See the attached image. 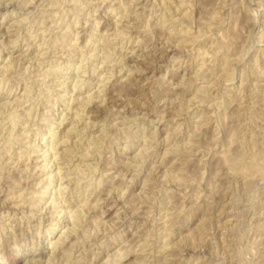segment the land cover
I'll use <instances>...</instances> for the list:
<instances>
[{"label":"rangeland","instance_id":"rangeland-1","mask_svg":"<svg viewBox=\"0 0 264 264\" xmlns=\"http://www.w3.org/2000/svg\"><path fill=\"white\" fill-rule=\"evenodd\" d=\"M71 1L0 0V222L11 225L0 226V254L5 256L0 264H28L35 254L42 264H264V0ZM105 50L114 55L103 63ZM74 84L80 90L74 92ZM6 99L10 106H4ZM81 103L78 120L62 117ZM70 121L76 130L66 135ZM13 125L18 137L9 136ZM82 127L85 142L95 134L101 141L97 145L102 150L91 160L98 166L93 177L100 183L92 177V184L82 188L90 198L85 208L91 210L84 227L75 235L63 223L50 233L55 228L51 208L27 207L32 192L42 195L40 180L56 168L40 169L45 165L41 153L55 137L83 141L78 139ZM36 135L39 145L34 148L43 149L32 153L30 170L23 171L15 163L18 147L34 145ZM8 139L15 144L6 153H13L14 165L3 153ZM87 174L80 175L81 182L90 180ZM54 183L52 190L57 189ZM12 190L25 191L26 204L18 206L24 201L17 203L14 197L4 205ZM66 193L64 201L77 207L71 190ZM51 195L38 198L41 205H48ZM90 201L96 202L94 211ZM231 224L242 226L237 247ZM13 230H18L19 245ZM62 232L64 242L51 246Z\"/></svg>","mask_w":264,"mask_h":264},{"label":"bare ground","instance_id":"bare-ground-1","mask_svg":"<svg viewBox=\"0 0 264 264\" xmlns=\"http://www.w3.org/2000/svg\"><path fill=\"white\" fill-rule=\"evenodd\" d=\"M73 1V0H72ZM71 1V2H72ZM100 1V0H99ZM34 2V1H33ZM81 2V1H80ZM79 2V3H80ZM130 2V1H129ZM163 2V1H162ZM28 3V2H27ZM165 3V2H164ZM242 3V2H241ZM240 4V3H239ZM128 5H130V4H128ZM164 5V4H163ZM169 5V4H168ZM184 5H186V4H184ZM195 6V5H194ZM27 7V6H26ZM208 7V6H207ZM152 8V7H151ZM150 9V8H149ZM125 10V9H124ZM133 10V9H132ZM39 11V10H38ZM65 11V10H64ZM208 11V10H207ZM219 12V11H218ZM26 13V12H25ZM262 13V12H261ZM135 14V13H134ZM166 14V13H165ZM167 14L169 15V13L167 12ZM246 14H247V12H246ZM260 14V13H259ZM78 15H79V13H78ZM213 15H215V14H213ZM162 16H163V14H162ZM170 16V15H169ZM104 17V16H103ZM164 17V16H163ZM248 17V16H247ZM44 18V17H43ZM167 17H165V19H166ZM19 19H21V18H19ZM25 19V18H24ZM171 19V18H170ZM255 19V18H254ZM28 20V19H27ZM38 20V19H37ZM164 19H162V21H163ZM178 20V19H177ZM166 21V20H165ZM164 21V22H165ZM205 21V20H204ZM16 22V21H15ZM18 22V21H17ZM160 22H161V20H160ZM19 23H21V21L19 22ZM173 23V22H172ZM165 24V23H164ZM202 24V23H201ZM57 25V24H56ZM162 25V24H161ZM23 26V25H22ZM98 27V26H97ZM146 27V26H145ZM76 28V27H75ZM124 28V27H123ZM170 28V27H169ZM184 28V27H183ZM206 28V27H205ZM178 29V28H177ZM206 29H208V28H206ZM55 30V29H54ZM77 30V29H76ZM170 30V29H169ZM176 30V29H175ZM178 30H180V29H178ZM185 29H182L181 31H182V33H185L186 31L188 32L189 30H186V31H184ZM218 30V29H217ZM118 31V30H117ZM226 31V30H225ZM175 32V31H174ZM186 32V33H187ZM202 32H204V31H202ZM45 33V32H44ZM119 33V32H118ZM169 33H171V31H169ZM168 33V34H169ZM185 33V34H186ZM201 33V32H200ZM120 34H121V32H120ZM173 35H175V34H177L176 32L175 33H172ZM181 34V33H180ZM184 34V35H185ZM205 34V33H204ZM65 35H67V34H65ZM183 35V36H184ZM206 35V34H205ZM106 36V35H105ZM168 36V35H167ZM182 36V35H181ZM182 36V37H183ZM203 36V35H202ZM95 37V36H94ZM100 37V36H99ZM178 37V36H177ZM187 37V36H186ZM195 37V36H194ZM193 37V38H194ZM206 37V36H205ZM114 38V37H113ZM185 37H183V38H181V39H184ZM197 38H199V37H196V39ZM116 39V38H115ZM189 39V38H188ZM56 40V39H55ZM131 40V39H130ZM28 41V40H27ZM107 41V40H106ZM199 41V40H198ZM201 41V40H200ZM34 42V41H33ZM40 42V41H39ZM43 42V41H42ZM49 42V41H48ZM96 42V41H95ZM104 42V41H103ZM110 42V41H109ZM182 42V41H181ZM193 42V41H192ZM15 43V42H14ZM97 43V42H96ZM95 43V44H96ZM112 42H110L109 43V45H112L111 44ZM226 43V42H225ZM13 44V43H12ZM12 44H10V45H12ZM101 44V43H100ZM108 44V43H107ZM16 45V44H15ZM85 45H87V44H85ZM90 45H91V43H90ZM108 45V46H109ZM43 46V45H42ZM41 46V47H42ZM38 47H39V45H38ZM40 47V49H42ZM90 47V46H89ZM99 47V46H98ZM198 47V46H197ZM201 47V46H200ZM216 47V46H215ZM220 47V46H219ZM105 48V47H104ZM108 49H110V48H108ZM107 49V50H108ZM211 49V48H210ZM45 50V49H44ZM77 50V49H76ZM93 51V50H92ZM95 51V50H94ZM116 51V50H115ZM198 51V50H197ZM216 51V50H215ZM88 52V51H87ZM105 52H106V50H105ZM105 52H104V54H105ZM222 52V51H221ZM224 52V51H223ZM80 53V52H79ZM81 53H82V51H81ZM92 53V52H91ZM116 53V52H115ZM198 53H200V52H198ZM104 54H103V56H104ZM110 54H111V51H110ZM109 53H107L106 52V55H105V61L103 60V63L104 62H106L108 59H110V58H112L113 59V56L112 55H114V53L112 54V55H110ZM222 54V53H221ZM226 54V53H225ZM229 54V53H228ZM87 55V54H86ZM96 55V54H95ZM99 55V54H98ZM200 55V54H199ZM205 55V54H204ZM245 55V54H244ZM9 56V55H8ZM88 56H91V54L89 55L88 54ZM94 56V55H93ZM112 56V57H111ZM116 56V55H115ZM203 56V55H202ZM240 56V55H239ZM11 57V56H10ZM84 57V56H83ZM228 57V56H227ZM244 57V56H243ZM12 58V57H11ZM90 58V57H89ZM178 58V57H177ZM214 58V57H213ZM223 58V57H222ZM15 59V58H14ZM97 59V58H96ZM104 59V58H103ZM245 59V58H244ZM81 60V59H80ZM111 60V59H110ZM120 60V59H119ZM180 60V59H179ZM220 60V59H219ZM254 60V59H253ZM9 61H11V60H9ZM14 61V60H13ZM18 61V60H17ZM205 61V60H204ZM222 61V60H221ZM7 62V61H6ZM22 62V61H21ZM53 62V61H52ZM108 62H110V61H108ZM116 62V61H115ZM208 62V61H207ZM210 62V61H209ZM208 62V63H209ZM226 62V61H225ZM9 63V62H8ZM12 63H14V62H12ZM11 63V64H12ZM16 63V62H15ZM38 64V63H37ZM110 64V63H109ZM113 64V63H112ZM111 64V65H112ZM255 64V63H254ZM4 65H5V63H4ZM95 65V64H94ZM222 65V64H221ZM7 66V65H6ZM42 66V65H41ZM65 66V65H64ZM106 66V65H105ZM32 67V66H31ZM40 67V66H39ZM12 68V67H11ZM14 68V67H13ZM12 68V69H13ZM51 68V67H50ZM57 68V67H56ZM199 68V67H198ZM256 68V67H255ZM8 69V68H7ZM10 69V68H9ZM46 69V68H45ZM58 69V68H57ZM200 69V68H199ZM204 69V68H203ZM220 69V68H219ZM231 69V68H230ZM250 70V69H249ZM77 71H79V70H77ZM86 71V70H85ZM93 71V70H92ZM205 71V70H204ZM219 71H221V70H219ZM259 71V70H258ZM24 72V71H23ZM70 72H72V71H70ZM256 72V71H255ZM51 73V72H50ZM106 73V72H105ZM257 73V72H256ZM2 74V73H1ZM71 74V73H70ZM68 75H69V72H68ZM182 75V74H181ZM215 75V74H214ZM235 75V74H234ZM259 75V74H258ZM66 76V75H65ZM7 77V76H6ZM28 77V76H27ZM62 78V77H61ZM181 79V78H180ZM108 80V79H107ZM41 81V80H40ZM241 81V80H240ZM51 82V81H50ZM54 82V81H53ZM75 82V81H74ZM76 82H78V81H76ZM75 82V83H76ZM87 82V81H86ZM211 82H213V81H211ZM255 82V81H254ZM181 83V82H180ZM38 84V83H37ZM186 84V83H185ZM191 85V84H190ZM209 85V84H208ZM78 85L77 84H74V86H73V91L74 92H76V91H78V90H80V88H78L77 87ZM206 86V85H205ZM199 87V86H198ZM28 88V87H27ZM26 88V89H27ZM28 89H30V88H28ZM50 90V89H49ZM26 91H28V90H26ZM25 91V92H26ZM47 91V90H46ZM72 91V92H73ZM227 91V90H226ZM21 92V91H20ZM32 92V91H31ZM38 92V91H37ZM49 92V91H48ZM203 93V92H202ZM41 94V93H40ZM80 94V93H79ZM244 94V93H243ZM251 94V93H250ZM8 95V94H7ZM67 95V94H66ZM72 95H75V93H73ZM71 95V96H72ZM30 96V95H29ZM77 96V95H76ZM63 97V96H62ZM78 97H79V95H78ZM206 97V96H205ZM210 97V96H209ZM229 97V96H228ZM24 98V97H23ZM22 98V99H23ZM88 98V97H87ZM90 98V97H89ZM234 98V97H233ZM20 99V98H19ZM75 99V98H74ZM103 99V98H102ZM209 98H207V100H208ZM72 101H73V98L71 99ZM85 101H86V99H84ZM207 100L206 101H203V102H207ZM230 100V99H229ZM235 100V99H234ZM22 101V100H21ZM80 101V100H79ZM231 101V100H230ZM25 102V101H24ZM88 102V101H87ZM90 102V101H89ZM232 102V101H231ZM230 102V103H231ZM11 103V101H10V99H6V101L4 102V106H10L9 104ZM15 103V102H14ZM13 103V104H14ZM70 103V102H69ZM225 103V102H224ZM33 104H35V103H33ZM71 104V103H70ZM69 104V105H70ZM83 105V103H81L80 105H78V107H77V109L74 111L73 110V112H70V114L69 113H65V114H63L62 115V117L65 119V118H67V117H71V118H73L74 119V122H75V120L81 115V113H80V111H79V106H82ZM214 105H215V103H214ZM17 106H18V104H17ZM208 106V105H207ZM180 107V106H179ZM217 107V106H216ZM8 108V107H7ZM21 108V107H20ZM71 108V107H70ZM85 108H86V106H85ZM190 108V107H189ZM255 108V107H254ZM5 109V108H4ZM18 109V108H17ZM73 109V108H72ZM84 109V108H83ZM1 110V109H0ZM13 110L14 109H11L10 111H12L13 112ZM16 110V109H15ZM22 110V109H21ZM29 110V109H28ZM69 110H71V109H69ZM4 111H6V110H4ZM16 111H18V110H16ZM1 112H3L2 110H1ZM9 112V111H8ZM19 112V111H18ZM30 112H31V110H30ZM44 112V111H43ZM6 113H7V111H6ZM17 113V112H16ZM83 113V112H82ZM240 113V112H239ZM0 114H2V113H0ZM5 114V113H4ZM12 114V113H11ZM28 114H29V112H28ZM27 114V115H28ZM32 114V113H31ZM242 114V113H241ZM255 114V113H254ZM16 115V114H15ZM18 115V114H17ZM16 115V116H17ZM236 115V114H235ZM250 115V114H249ZM8 116V115H7ZM19 116H20V114H19ZM87 116V115H86ZM219 116V115H218ZM252 116H254L253 114H252ZM251 116V117H252ZM10 117H11V115H10ZM10 117H9V119H10ZM13 117H14V115H13ZM28 117V116H27ZM49 117V116H48ZM249 117V116H248ZM15 118V117H14ZM12 119V120H15V119ZM126 118V117H125ZM128 118V117H127ZM241 118V117H240ZM253 118V117H252ZM255 118V117H254ZM34 119V118H33ZM88 119V118H87ZM257 119H259V118H257ZM17 120V119H16ZM28 120V119H27ZM26 120V121H27ZM53 120V119H52ZM78 120V119H77ZM92 120V119H91ZM243 120V119H242ZM241 120V121H242ZM245 120V119H244ZM254 120V119H253ZM62 121H63V119H62ZM61 121V122H62ZM71 121H73V120H71ZM70 121V123H72ZM125 121V120H124ZM127 121V120H126ZM129 121V120H128ZM132 121V120H131ZM206 121V120H205ZM12 122V121H11ZM22 122V121H21ZM72 123V125L70 126V127H68V129L67 130H65L66 131V135H69V133L71 134L72 133V130H76V128H75V126H73L75 123ZM79 122V121H78ZM85 123H86V121H84ZM239 122V121H238ZM17 123V122H16ZM15 123V124H16ZM69 123V122H68ZM88 123V122H87ZM240 123V122H239ZM238 123V124H239ZM253 123V122H252ZM254 123H256V121L254 122ZM13 124H14V122H13ZM89 124L90 123H88L87 125H86V127H88L89 126ZM95 124V123H94ZM205 124V123H204ZM238 124H237V126H238ZM91 125H93L92 123H91ZM114 125V124H113ZM126 125V124H125ZM240 125V124H239ZM248 125V124H247ZM14 126V125H13ZM12 126V129H11V131H10V129H9V131L11 132L10 134H9V136H12V137H14V136H19V134H21L20 132H19V134H14V130H15V126L13 127ZM79 126V125H78ZM83 126V125H82ZM94 126V125H93ZM123 126V125H122ZM52 127V126H51ZM77 127V126H76ZM201 127V126H200ZM248 127V126H247ZM24 128V127H23ZM30 128V127H29ZM123 128V127H122ZM126 128V127H125ZM178 128V127H177ZM25 129L26 128H24L23 130L24 131H21L22 132V135H23V133L24 132H26L25 131ZM118 129V128H117ZM238 129H239V127H238ZM242 129V128H241ZM21 130V129H20ZM54 130V129H53ZM82 132H79L80 133V135L79 136H81V137H79L78 139H80V140H83V141H79V140H75V142L73 141H70L71 139H69L68 137L67 138H65V137H63L62 139H58V138H54L52 141H49V147H48V145H45V150L44 151H42V153L41 154H43V156H44V166H39L40 167V169H45L46 167L48 168V166H50V168L51 167H53V166H56V168H54V169H52V170H50V172H48L49 173V175L47 176V177H44V176H46V175H44L43 177L44 178H42L41 180H40V182L38 183V185L39 184H43V185H41V187L40 188H43V189H40L39 190V192L42 194V195H37V194H33V192L31 193L32 194V198H30L31 200L29 201V204L27 205V207L28 208H30L31 207V209H33L34 210V208H36V210H47V209H49V208H51V210H52V212H53V215H52V227H55V228H52V230L50 229V233L52 232L53 233V231L55 232V229L56 228H58V227H61V224H63V223H67V224H70L68 227H70L71 228V232H75V235H76V232H77V230H78V228H81V227H84V222H85V220L87 221V218H88V216H89V214L88 213H90L89 211H91V210H87V208H85L86 207V205H85V203L88 201V200H90V198L89 197H87L85 194L86 193H84V192H86L85 190L83 191L82 190V188H86V187H88V186H90L91 184H92V177H93V175L97 172V167H96V163H95V161H91V160H95L96 159V157H97V155H98V153L102 150H99L98 148L100 147L99 145H97L98 143H100L101 141H100V138L99 139H95L93 136H95V135H93L91 138L92 139H90V141L91 142H89V139H88V142H85V138H84V135H81V134H83V133H85V131L83 130V127H82ZM105 130V129H104ZM103 130V131H104ZM124 130V129H123ZM126 130V129H125ZM201 130V129H200ZM199 130V131H200ZM237 130V129H236ZM249 130V129H248ZM14 131V132H13ZM84 131V132H83ZM107 131V130H106ZM105 131V132H106ZM110 131V130H109ZM146 131V130H145ZM144 131V132H145ZM247 131V130H246ZM42 132V131H41ZM87 132V131H86ZM102 132V131H101ZM105 132H102V133H105ZM108 132V131H107ZM127 132V131H126ZM240 132V131H239ZM254 132V131H253ZM50 133H52V135H53V132L51 131ZM88 133V132H87ZM2 134V133H1ZM7 134V133H6ZM61 134V133H60ZM64 134H65V132H64ZM154 134H155V132H154ZM248 134V133H247ZM251 134V133H250ZM28 135H30V134H28ZM28 135H26V136H28ZM76 135V134H75ZM88 135H90V134H88ZM103 135V137H104V134H102ZM101 135V136H102ZM118 135V134H117ZM245 135V134H244ZM253 135V134H252ZM24 136V135H23ZM25 136V137H26ZM50 136V135H49ZM58 136V135H57ZM64 136V135H63ZM100 136V137H101ZM137 136V135H136ZM135 136V137H136ZM234 136V135H233ZM251 136V135H250ZM4 137V136H3ZM6 137H8V135L6 136ZM29 137V136H28ZM27 137V138H28ZM41 137H42V139H46L47 137H45V133H42V135H41ZM96 137V136H95ZM124 137H126V136H124ZM133 137V136H132ZM131 137V138H132ZM231 137V136H230ZM247 137V136H246ZM9 138H11V137H9ZM21 138V137H20ZM24 138V137H23ZM22 138V139H23ZM26 138V139H27ZM37 138H38V136L36 135V141L35 140H33L32 142H34V145H32V144H29L28 142H27V145H25V144H23V145H21V147H18V152H17V157H16V159L18 160V162L16 161L15 163H18V164H20V166L21 165H23L24 167H23V171L24 170H28L29 168H30V164H31V160H32V153L33 152H36L37 151V153H39V151L40 150H42L43 148H38V147H36V148H34L35 146H38L37 144L35 145V143H37ZM51 138V137H50ZM60 138V137H59ZM89 138V137H88ZM215 138V137H214ZM243 138V137H242ZM12 139V138H11ZM48 139V138H47ZM235 139V138H234ZM240 139V138H239ZM244 139V138H243ZM247 139V138H246ZM2 140V139H1ZM5 140H6V138H5ZM13 140V139H12ZM104 140V139H103ZM102 140V142H104ZM3 141V140H2ZM8 141H9V139H8ZM7 141V142H8ZM16 140L14 139V142H15ZM116 141V140H115ZM133 141V140H132ZM196 141H198V140H196ZM4 142H6V141H4ZM4 142H2L3 144H4ZM10 142V141H9ZM6 143L7 144V148L5 149L4 148V151H3V153L6 155V159H8V161L9 162H11L10 160H12V158L14 157L13 156V153L12 152H10V153H8V154H6L7 152H9V151H11V149L13 148V145H15V144H13L12 142H10V143ZM84 142V143H83ZM111 142V141H110ZM145 142V141H144ZM228 142V141H227ZM16 143H18L17 141H16ZM46 143V142H45ZM86 143H88V144H86ZM107 143H109V142H107ZM126 143V142H125ZM261 143V142H260ZM2 144V145H3ZM103 144V143H102ZM199 144V143H198ZM247 144V143H246ZM245 144V145H246ZM250 144V143H249ZM126 145V144H125ZM142 145V144H141ZM253 145H254V143H253ZM264 145V144H263ZM85 146H87V148L89 149V150H86L84 147ZM103 146V145H102ZM101 146V147H102ZM127 146V145H126ZM200 146V145H199ZM192 147V146H191ZM3 147H1V149H2ZM104 148V147H103ZM148 148V147H147ZM244 148V147H243ZM24 149V150H23ZM54 150V152L53 151H51V154H52V160L51 161H48L49 159H48V157H49V154H50V150ZM105 149V148H104ZM141 149V148H140ZM251 149H253V148H251ZM90 150H92V152L90 151ZM204 150V149H203ZM202 150V151H203ZM230 150V149H229ZM244 150V149H243ZM2 151V150H1ZM13 151V150H12ZM145 151V150H144ZM250 151V150H249ZM14 152H15V150H14ZM41 152V151H40ZM227 152V151H226ZM252 152V151H251ZM0 153H2V152H0ZM140 153V152H139ZM139 153H137L138 155H139ZM142 153V152H141ZM197 153V152H196ZM231 153H233V150H232V152ZM230 153V154H231ZM240 153V152H239ZM242 153V152H241ZM240 153V154H241ZM50 154V155H51ZM100 154H102V153H100ZM147 154V153H146ZM229 154V153H228ZM244 154V153H243ZM4 155V156H5ZM39 155V154H38ZM143 155V154H142ZM255 155V154H254ZM260 155V154H259ZM3 156V157H4ZM144 156V155H143ZM230 156V155H229ZM258 156V155H257ZM50 157V158H51ZM232 157V156H231ZM260 157H263V156H261L260 155ZM36 158H38V157H36ZM141 158V157H140ZM139 158V159H140ZM125 159V158H124ZM143 159V158H142ZM145 159V158H144ZM245 159H247V158H245ZM250 159V158H249ZM1 160V159H0ZM13 161H15V159L13 160ZM137 161V160H136ZM5 162V161H4ZM77 162V163H76ZM97 162V161H96ZM130 162V161H129ZM247 162H248V160H247ZM250 162V161H249ZM12 164H13V162H11ZM99 163V162H98ZM127 163V162H126ZM125 163V164H126ZM145 163V162H144ZM151 163V162H150ZM201 163V162H200ZM241 163V162H240ZM8 164V162H5V163H3V165H7ZM64 165V166H62L61 167V165ZM135 164V163H134ZM138 164V163H137ZM195 164V163H194ZM242 164V163H241ZM249 164V163H248ZM1 165V164H0ZM14 165V164H13ZM144 165V164H143ZM151 166V165H150ZM230 166V165H229ZM1 167V166H0ZM8 167V166H7ZM13 167V166H12ZM65 168V171L63 172L62 170V168ZM71 167H73V168H71ZM241 167V166H240ZM239 167V168H240ZM2 168V167H1ZM0 168V169H1ZM6 168V167H5ZM14 168V167H13ZM12 168V169H13ZM134 168H135V166H134ZM136 168H138V166L136 167ZM236 168V167H235ZM18 169V168H17ZM37 169V168H36ZM139 169H141V168H139ZM6 170V169H5ZM22 170V169H21ZM20 170V171H21ZM30 170V169H29ZM104 170V169H103ZM129 170V169H128ZM133 170V169H132ZM136 170V169H135ZM142 170V169H141ZM199 170H201V168L199 169ZM230 170V169H229ZM140 171V170H139ZM223 171H225V170H223ZM232 171V170H231ZM237 171V170H236ZM238 171H239V169H238ZM237 171V172H238ZM22 172V171H21ZM141 172V171H140ZM200 172V171H199ZM240 172V171H239ZM23 173V172H22ZM82 173H88L87 175L88 176H86L85 177V179L87 178V177H89L90 178V180H88V181H86L85 180V183L84 182H81L80 180V175L82 174ZM101 173V172H100ZM231 173H233V171L231 172ZM246 173V172H245ZM255 173V172H254ZM257 173V172H256ZM5 174V173H4ZM20 174V173H19ZM90 174H92V175H90ZM226 174V173H225ZM230 174V173H229ZM241 174V173H240ZM253 174V173H252ZM8 175V174H7ZM101 175V174H100ZM105 175V174H104ZM120 175V174H119ZM201 175H203V174H201ZM226 175H228V174H226ZM232 175V174H231ZM235 176L237 175L238 176V174L237 173H235L234 174ZM233 175V176H234ZM246 175H248V173H246ZM255 175V174H254ZM41 176V175H40ZM56 176H58L57 178V180H56ZM125 176V175H124ZM138 176V175H137ZM241 176V175H240ZM242 176H244V175H242ZM251 177L252 179L254 178L253 176H251V175H248V176H245V177ZM1 177H2V175H0V180H1ZM70 177V178H69ZM199 177H201V176H199ZM198 177V180L199 179H201V178H199ZM3 178V177H2ZM4 178H6V177H4ZM94 178V177H93ZM96 178V177H95ZM94 178V179H95ZM101 178V177H100ZM133 178V177H132ZM242 178V177H241ZM246 178V179H247ZM257 178V177H256ZM17 179V178H16ZM97 179V178H96ZM102 179V178H101ZM136 179V178H135ZM196 179V178H195ZM194 179V180H195ZM24 180V179H23ZM23 180H22V178L20 179V181H18V185H20L21 183H23ZM66 180V181H65ZM98 180L99 179H97V182H98ZM129 180H131V179H129ZM236 180V179H235ZM242 180V179H241ZM240 180V181H241ZM247 181V180H246ZM250 181V180H249ZM25 182H26V180H25ZM54 182H57V189L55 188L54 190H52L53 189V184H55ZM102 182V181H101ZM236 182V181H235ZM238 182V181H237ZM244 182V181H243ZM248 182V181H247ZM258 182V181H257ZM256 182V183H257ZM261 182V181H260ZM98 183H100V182H98ZM145 183V182H144ZM143 183V184H144ZM195 183V182H194ZM17 184H15V185H17ZM102 184V183H101ZM200 184V183H199ZM243 184H245V183H243ZM254 184V183H253ZM35 186H36V184H34ZM85 185V186H84ZM96 185H99V184H96ZM247 185V184H246ZM28 186H29V183H28ZM71 186V187H70ZM93 186V185H92ZM231 186V185H230ZM25 187H26V185H25ZM24 187V188H25ZM214 187H215V185H214ZM248 187V186H247ZM246 187V188H247ZM10 188H13V186H10ZM17 188V187H16ZM71 188V189H70ZM71 190V192H72V195L74 196V198H76L77 199V203L76 204H78V206L77 207H75V208H72L66 201H64V199H63V194L65 193V194H67L66 193V191H70ZM93 189H96L95 187L93 188ZM26 190H27V188H26ZM87 190V189H86ZM127 190V189H126ZM142 190V189H141ZM155 190V189H154ZM244 190V192H245V189H243ZM15 191L16 190H12V191H8V194L6 195V197H5V200H4V205H5V202L7 201V200H9V199H11V198H13L14 199V197H18L19 199L18 200H16V202L18 203V201L20 200H22V201H24V203H18L17 205L18 206H23L24 204H26L25 202L26 201H28V200H26V199H24V192L25 191H22V192H20L19 194H16L15 193ZM51 191H53V192H51ZM123 191V190H122ZM159 191V190H158ZM240 191V190H239ZM238 191V193H241V192H239ZM247 191H248V189H247ZM247 191H246V193H247ZM250 191V190H249ZM16 192H18V191H16ZM28 192V191H27ZM37 192V191H36ZM50 192V195H51V193H52V197H50L51 198V201H50V203L48 204V205H46V206H43V205H41V200H39V199H44L45 198V196H46V194L47 193H49ZM101 192H103V191H101ZM110 192V191H109ZM236 192V191H235ZM234 192V193H235ZM243 192V193H244ZM93 193V192H92ZM16 194V195H15ZM58 194V195H57ZM145 194V193H144ZM249 194V193H248ZM68 195V194H67ZM93 195V194H92ZM91 195V196H92ZM140 195V194H139ZM238 195H241V194H238ZM243 195H245V194H243ZM243 195H241V196H243ZM247 195V194H246ZM252 195V194H251ZM70 196H71V194H70ZM237 196V195H236ZM241 196H238L239 198L241 197ZM37 198L36 200L34 199V198ZM118 197V196H117ZM148 197V196H147ZM250 197V196H249ZM39 198V199H38ZM96 198V197H95ZM242 198V197H241ZM15 199H17V198H15ZM72 200H73V198H71ZM144 199V198H143ZM238 199V198H237ZM251 199V198H250ZM145 200H147V199H145ZM232 200V199H231ZM234 200V199H233ZM232 200V202H234ZM239 200V199H238ZM237 200V201H238ZM246 200L247 199H245V202H246ZM237 201H235L234 203H236ZM240 201V203L242 202V199H240L239 200ZM249 201V200H248ZM247 201V202H248ZM75 202V201H74ZM91 202V201H90ZM95 202V201H94ZM148 202V201H147ZM14 203H15V201H14ZM125 203V202H124ZM141 203V202H140ZM239 203V204H240ZM243 203H244V201H243ZM251 203V202H250ZM256 203V202H255ZM72 204V203H71ZM90 204H92L90 207H91V209L93 208V211H94V209H95V206H97L96 205V202L93 204L92 202L90 203ZM111 204V203H110ZM139 204V203H138ZM225 204H226V202H225ZM2 205H3V203H2ZM1 205V206H2ZM9 205V204H8ZM50 205V206H49ZM87 205H89V203L87 204ZM236 205V204H235ZM119 206V205H118ZM139 206V205H138ZM237 206V205H236ZM242 206V205H241ZM244 206V205H243ZM256 206V205H255ZM9 207V206H8ZM15 207V206H14ZM238 207V206H237ZM249 207V209L248 210H250V207H251V205L250 206H248ZM232 208V207H231ZM236 208V207H235ZM245 208V207H244ZM251 208H253V207H251ZM260 208V207H259ZM11 209H12V207H11ZM16 209V208H15ZM239 209V208H238ZM240 209H241V207H240ZM110 210V209H109ZM135 210V209H134ZM133 210V211H134ZM180 210V209H179ZM235 210H237V209H235ZM235 210H232V212L233 211H235ZM242 210V209H241ZM253 210V209H252ZM255 210V209H254ZM8 211V210H7ZM42 211V212H43ZM50 211V210H49ZM238 211V210H237ZM10 212H11V210H10ZM117 212V211H116ZM236 212V211H235ZM239 212V211H238ZM237 212V213H238ZM241 212V211H240ZM242 212H245V210L244 211H242ZM247 212V211H246ZM252 212V211H251ZM3 213L4 212H2V213H0V217H2L3 216ZM8 214H10L9 212H7ZM13 213V212H12ZM180 213V212H179ZM248 213V212H247ZM250 213V212H249ZM138 214V213H137ZM233 214H235V213H233ZM240 214V213H239ZM245 214V213H244ZM251 214H253V213H251ZM256 214V213H255ZM258 214V213H257ZM7 215V214H6ZM13 214H11V216H12ZM15 215V214H14ZM96 215H98V214H96ZM237 215V214H236ZM10 216V215H9ZM16 216V215H15ZM92 216V215H91ZM138 216H140L139 214H138ZM235 216V215H234ZM246 216H247V214H246ZM146 217V216H145ZM243 217V216H242ZM250 217V216H249ZM2 218H4V216L2 217ZM23 218H25V217H23ZM248 218V217H247ZM106 219V218H105ZM235 219H237V217L235 218ZM21 220V219H20ZM100 219H98V221H99ZM239 220V219H238ZM238 220H237V222H238ZM244 220H245V218H244ZM247 220V219H246ZM251 220H252V218H251ZM43 221V220H42ZM41 221V224L43 223ZM105 221V220H104ZM240 221H242L241 219H240ZM239 221V222H240ZM248 221V220H247ZM246 221V222H247ZM92 222H93V220H92ZM95 222V221H94ZM101 222V221H100ZM99 222V223H100ZM227 222V221H226ZM233 222V221H232ZM235 222V221H234ZM233 222V223H234ZM237 222H235V223H237ZM122 223V222H121ZM241 223V222H240ZM240 223H238V224H240ZM242 223H244V222H242ZM241 223V224H242ZM259 223V222H258ZM40 224V225H41ZM102 224V223H101ZM39 225V224H38ZM85 225H88V224H85ZM92 225V224H91ZM99 225V224H98ZM104 225V224H103ZM165 225V224H164ZM224 225H226V224H224ZM232 225V227H233V224H231ZM230 225V226H231ZM245 225V224H244ZM243 225V226H244ZM247 226H249L248 225V223L246 224ZM0 226L1 227H11V225L10 226H6L5 225V223L4 222H0ZM101 226V225H100ZM240 226V225H239ZM13 227V226H12ZM30 227V226H29ZM40 227V226H39ZM63 227V226H62ZM65 227V226H64ZM87 227V226H86ZM92 227H93V225H92ZM96 227H97V225H96ZM226 227H227V225H226ZM230 228V232H232V235H234V236H232L233 238H232V240L234 241L235 240V246L234 247H237V241L236 240H238L239 239V233H240V231H241V227L242 226H240V227H233V228ZM252 227V226H251ZM50 228V227H49ZM225 228V227H224ZM223 228V229H224ZM248 227H246V229H247ZM254 228V227H253ZM3 229H5V228H3ZM2 229V230H3ZM7 229V228H6ZM8 229H10V228H8ZM12 229V228H11ZM97 229V228H96ZM146 229V228H145ZM170 229V228H169ZM210 229V228H209ZM228 229V228H227ZM243 229V228H242ZM245 229V228H244ZM255 229V228H254ZM263 229V228H262ZM66 230H68V228L66 229ZM65 230V231H66ZM90 230V229H89ZM91 230H93V229H91ZM41 231V230H40ZM39 231V232H40ZM95 231V230H94ZM144 231V230H143ZM227 231V230H226ZM228 231H229V229H228ZM5 232V231H4ZM22 232V230L20 229V233ZM96 232V231H95ZM123 232V231H122ZM149 232V231H148ZM152 232V231H151ZM242 232V231H241ZM243 232H244V230H243ZM13 234H12V237H13V239L15 240V241H17L16 242V244L17 245H19L18 244V239H17V236H19V233H18V230L16 231V230H13V232H12ZM34 233V232H33ZM68 233H69V231H68ZM78 233V232H77ZM84 233V232H83ZM139 233V232H138ZM66 233H61V234H59V236H58V238L56 239L55 238V240H52L51 238V246L52 245H54L55 243H60V242H64V239L66 238V235H65ZM86 234V233H85ZM158 234V233H157ZM171 234H172V232H171ZM240 234H242V233H240ZM25 235V234H24ZM229 236H230V234H228ZM82 236H84V235H82ZM118 236V235H117ZM171 236V235H170ZM225 236H227V235H225ZM224 236V237H225ZM1 237V236H0ZM10 237V236H9ZM51 237V236H50ZM69 237V236H68ZM147 237V236H146ZM149 237V236H148ZM157 237V236H156ZM168 237H169V235H168ZM241 237H243V236H241ZM20 238V237H19ZM21 238H22V236H21ZM81 238H83V237H81ZM113 238V237H112ZM166 238V237H165ZM223 238V237H222ZM227 238V237H226ZM229 238V237H228ZM12 239V240H13ZM164 239V238H163ZM225 239V238H224ZM224 239H222V240H224ZM258 239V238H257ZM77 240V239H76ZM75 240V241H76ZM148 240V239H147ZM169 240V239H168ZM240 240H241V238H240ZM239 240V241H240ZM1 241V240H0ZM11 241V240H10ZM75 241L73 242V243H75ZM106 241V240H105ZM152 241V240H151ZM232 241V242H233ZM238 241V242H239ZM86 242V241H85ZM84 242V243H85ZM145 242V241H144ZM224 242V241H223ZM229 242V241H228ZM15 243V242H14ZM169 243V242H168ZM251 243H253V242H251ZM63 244V243H62ZM156 244V243H155ZM239 244V243H238ZM254 244H255V241H254ZM253 244V245H254ZM56 245H58V244H56ZM55 245V246H56ZM145 245V244H144ZM152 245V244H151ZM166 245V244H165ZM165 245H163V246H165ZM225 245V244H224ZM227 245V244H226ZM231 245V244H230ZM256 245V244H255ZM15 246V245H14ZM83 246H84V244H83ZM239 246V245H238ZM240 246H241V244H240ZM239 246V248H241ZM16 247V246H15ZM18 247V246H17ZM27 247V246H26ZM61 247H62V245H61ZM124 247V246H123ZM228 247V246H227ZM226 247V248H227ZM9 248V247H8ZM12 248H13V246H12ZM56 248V250H57V248H59V247H55ZM230 248V247H229ZM243 248H246V247H243ZM251 248V247H250ZM256 248V247H255ZM16 249V248H15ZM130 249V248H129ZM133 249V248H132ZM223 249H225V248H223ZM234 249H236V248H234ZM257 249V248H256ZM13 250V249H12ZM11 250V251H12ZM75 250V249H74ZM143 250V249H142ZM121 251V250H120ZM119 251V252H120ZM131 251V250H130ZM223 251V250H222ZM231 251V250H230ZM229 251V252H230ZM239 251V250H238ZM245 251V250H244ZM250 251V250H249ZM249 251H247V252H249ZM36 252V251H35ZM56 252V251H55ZM63 252V251H62ZM123 252V251H122ZM235 252H237V250L235 251ZM247 252H246V254H247ZM264 252V251H263ZM38 253V252H37ZM65 253H67V252H65ZM121 253V252H120ZM119 253V254H120ZM125 253V252H124ZM142 253V252H141ZM145 253V252H144ZM150 253V252H149ZM226 253V252H225ZM240 253H243V252H240ZM256 253V252H255ZM53 254H55L54 253V251L52 252V255ZM71 254V253H70ZM226 254H228V253H226ZM232 254H234V253H232ZM239 254V253H238ZM261 254V253H260ZM17 255V254H16ZM36 255H38V254H35V256ZM41 255V254H40ZM235 255V254H234ZM243 255V254H242ZM259 255V254H258ZM32 257V258H30L29 260H28V262L30 263H32V264H42V257L40 256V257ZM122 256V255H121ZM144 256V255H143ZM239 256H241V255H239ZM67 258H68V256H66ZM70 257L71 256H69V259H70ZM108 257V256H107ZM141 257V256H140ZM145 257V256H144ZM206 257V256H205ZM223 257V256H222ZM233 257V256H232ZM235 257H236V255H235ZM244 257V256H243ZM246 257V256H245ZM80 258H81V256H80ZM119 258H120V256H119ZM229 258H230V255H229ZM240 258V257H239ZM0 259H1V262L2 261H4L5 260V256L4 255H1L0 254ZM14 259V258H13ZM114 259V258H113ZM138 259V258H137ZM242 259H244V258H242L241 257V260ZM246 259H247V257H246ZM53 260V257L52 256H50V258L48 259V261H52ZM79 261H80V259H78ZM78 260H76V262L78 261ZM143 260V259H142ZM141 260V261H142ZM233 260V259H232ZM240 260V261H241ZM70 261V260H69ZM236 261H238L237 259H236ZM246 261V260H245ZM27 262V263H28ZM140 262V261H139ZM230 262V261H229ZM232 262V261H231ZM239 262V261H238ZM255 262V261H254ZM28 263V264H29ZM44 263V262H43ZM49 263V262H48ZM141 263V262H140ZM234 263V262H233ZM52 264V263H51ZM139 264V263H138ZM143 264V263H142ZM145 264V263H144ZM236 264V263H235ZM241 264V263H240ZM255 264V263H254ZM260 264V263H259Z\"/></svg>","mask_w":264,"mask_h":264}]
</instances>
